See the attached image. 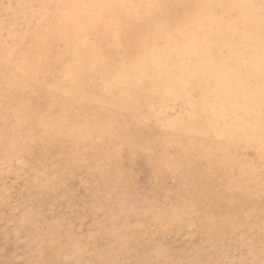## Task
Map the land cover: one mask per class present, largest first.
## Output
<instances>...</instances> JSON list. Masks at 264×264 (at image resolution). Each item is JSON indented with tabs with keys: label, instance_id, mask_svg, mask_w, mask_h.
<instances>
[{
	"label": "bare ground",
	"instance_id": "obj_1",
	"mask_svg": "<svg viewBox=\"0 0 264 264\" xmlns=\"http://www.w3.org/2000/svg\"><path fill=\"white\" fill-rule=\"evenodd\" d=\"M131 1L42 0V3L133 4L129 3ZM136 2V5L181 3L196 5L236 3L241 0ZM33 4L25 2L24 13L14 23V25L19 23L24 33L19 35L12 33L8 38L4 35L7 42L3 46L0 44V85L6 83L11 94L5 101H0V126L4 122L5 112L9 110L8 106H15L12 115L16 129V134L9 140L13 147L10 148L9 154H2L4 157L16 155L21 158V153L31 152L32 144L40 141L41 149L49 145L60 149L63 160L68 161L67 157L70 156L80 162L84 160L80 155V148L83 145L87 156L92 159L93 168L100 170L101 164L106 166L100 182L92 183L94 187L97 188L102 183L109 200L113 198L114 190L121 189L124 192L128 190L127 197H120V204L127 202L137 204L147 197L148 193L153 192V184L157 181L158 186V180L161 182L162 176L158 175L159 168L155 160L149 161L143 152L136 154L130 148H123L128 142L127 127L122 125L119 119L111 121L110 114L116 110L120 111L118 101L126 94L120 91L124 85L150 77L153 87L136 94L135 104L131 109L133 113L141 115L147 113L150 122L138 132L134 126L133 132L136 135L133 139L145 147L156 148L164 159L176 162L172 171L165 169L164 172L167 178L175 180L177 190L180 189L182 192L177 195V199L182 200L180 208H187V167L190 168L191 161L197 160L201 169L208 174H217L215 193L199 197L201 210L209 206L236 211L244 210L248 206L249 213L259 206H263L264 209L262 200L264 196L259 191L262 182L261 170L264 168L259 138L238 132L239 125L235 116L229 118V113H235L238 109L225 103L228 92L233 91V86L238 88L241 81L248 79L250 73L247 65L252 59L256 41L244 34L243 25L239 33L233 35L232 30L209 9L193 7L185 11L172 7L144 8L140 10L142 14L158 17L162 23L159 28L154 27L151 33L145 30V38L133 59L125 54L126 33H122L117 41L114 36L101 32L93 34L91 43L85 42L78 28L77 18L83 21L89 10H72L73 19L66 25H60L43 20L31 7ZM34 12L36 15L31 14ZM43 15L46 16L47 13ZM30 33L33 34L32 41L28 38ZM53 69L56 71L53 72ZM218 79L229 87L217 89L214 81ZM2 97L0 90V98ZM243 102L241 89V104ZM181 104L184 105L183 108ZM178 107L181 109H177ZM111 108L116 110L112 111ZM84 109L86 110L83 111ZM101 114L108 116L115 127L108 138V143L104 145L93 143V136L101 123L98 119ZM42 119L47 121L49 126L44 130V134L38 135L34 129L40 128ZM152 129L155 130V134ZM2 142L0 139V143ZM117 144L122 146V156L115 150ZM247 151L253 152L257 159L250 160L246 156ZM40 154L44 156L43 152ZM22 162L23 159L20 163ZM152 168L157 171H153ZM41 170L44 168L41 167ZM147 172L149 176L144 181L142 177L147 176ZM42 174L45 175L43 172ZM128 181L134 183L129 186ZM142 182L144 187H139ZM229 186L238 194L220 198V188ZM218 201H222V206ZM259 213L262 214L261 211ZM157 215L154 213L152 218L160 219L161 216ZM185 215H187L185 212L177 215L171 211L166 217L181 223ZM207 217L203 222L208 220ZM247 223L253 225V220ZM165 224H170L169 220ZM258 230L255 229L253 232L259 234ZM254 238L257 240L259 237L257 235ZM236 240L237 237H234L233 241ZM246 248L249 253L255 250L252 239H247ZM156 256L162 258L161 253Z\"/></svg>",
	"mask_w": 264,
	"mask_h": 264
},
{
	"label": "rangeland",
	"instance_id": "obj_2",
	"mask_svg": "<svg viewBox=\"0 0 264 264\" xmlns=\"http://www.w3.org/2000/svg\"><path fill=\"white\" fill-rule=\"evenodd\" d=\"M134 1L129 3L137 4V0ZM23 2L41 4L42 0H0L1 46L7 42V38L12 33L15 35L24 33L19 23L14 25L25 11ZM31 14L36 15L35 12ZM4 35H7V38ZM32 35L30 33L28 36L31 38L30 41L33 40ZM0 90L3 96L0 98L1 102L11 96L6 83L0 85ZM181 105L180 107L183 108L184 105ZM14 107L8 106L9 110L5 112L4 122L0 126V130L3 131H0V139L3 141L0 144L4 146L2 148L0 145V264H42V262L60 264L61 261L68 259L87 264L89 261L107 259L131 262L149 258L174 259L179 262L229 256H232L230 258L232 260L233 257L234 260H241L250 254L246 248L247 239H252L258 255L261 238L264 236L263 206L258 205L259 207L250 210V213L248 206L240 211L221 210L210 206L201 210L199 197L208 196L211 192L215 193L217 174H208L201 169L197 160L191 161L190 168L187 167V209L194 211L187 212L181 223L171 221L166 216L172 211L173 202L180 206L182 200L177 199V195L182 192L180 189L177 190L175 180L165 176L166 172L161 175V182L158 180V186L155 181L152 186L153 192L148 193L147 197L137 204L127 202L121 205L119 199L127 197L128 190L126 192L121 189L114 190L113 198L109 200L102 183L95 188L93 184L100 182L106 166L101 164L100 170L93 168L92 159L87 156L83 145L80 148V155L84 160L80 162L70 156L67 157L68 161L63 160L58 148L48 145L41 149L40 141L32 144L31 152L21 153L22 163H20L22 159L16 155L4 157L2 154H9L10 148L13 147L9 144V140L16 134L15 119L12 115ZM180 107L177 109H181ZM111 110L116 109L111 108ZM3 126L6 128H2ZM152 131L155 134V130ZM42 152L43 162L40 163ZM246 156L250 160L257 159L251 151H247ZM69 160L72 161L71 164ZM41 167L44 170H41ZM152 170L157 171L153 168ZM88 171L90 174L87 173ZM148 176L147 172V176L144 175L142 180L146 181ZM33 181L39 182L42 187ZM128 184L130 186L132 183L128 181ZM261 184L259 191L264 196V178ZM32 187L36 188L32 189ZM139 187H144V182ZM232 194L238 193L231 186L220 188V198ZM218 204L222 206V201H218ZM260 211L262 214L259 213ZM154 213L161 216L160 219L152 218V222L145 225L144 217L149 214L153 217ZM206 215H209V218ZM228 216L231 218L229 219ZM66 217L69 221L67 226L63 223ZM205 217L210 221L203 222ZM168 220L170 224L164 225ZM250 220H253V225L246 224ZM229 222H232L231 225ZM255 229H260L263 233L258 230L259 234H255L253 232ZM257 235L259 238L255 240L254 237ZM234 237H237L235 242ZM22 240L24 241L21 242ZM152 240L163 242L162 258L150 255L146 250Z\"/></svg>",
	"mask_w": 264,
	"mask_h": 264
},
{
	"label": "snow or ice",
	"instance_id": "obj_3",
	"mask_svg": "<svg viewBox=\"0 0 264 264\" xmlns=\"http://www.w3.org/2000/svg\"><path fill=\"white\" fill-rule=\"evenodd\" d=\"M31 7L36 11V14L41 15V18L52 24L66 25L69 20H72V10L87 9L89 12L86 18L81 21L77 18V25L82 33V38L86 43L92 42L93 34H109L119 41L121 34L126 33L127 50L126 55L135 59L136 51L145 38V30L149 33L153 28H159L162 21L158 17H152L142 14L141 9H160L172 7L177 10L184 9L185 11L195 7L197 9L212 10L217 18L229 29L232 30L233 35H237L241 26L243 25L244 34L256 41L255 49L252 52V59L248 63L250 68L249 77L246 81H241L240 86L236 88L233 86V91L228 92L225 97V103L230 104L233 108H237L235 113H229V118L234 115L238 122V132L243 135L257 136L261 145V158L264 160V0H241L236 3H216V4H175V5H161V4H125V3H93V4H73V3H41L33 4ZM229 10V11H226ZM47 13L46 16L43 14ZM90 17V18H87ZM107 55V53H105ZM53 72L56 69L52 70ZM150 77H145L139 82L126 84L120 91L126 93L118 105L120 111L111 113V121L120 120L122 125H125L128 130V142L123 145V148H130L136 154L143 152L149 161L155 160L159 168L158 175H162L167 171H172L176 162L174 160L164 159L160 152L154 147H145L139 141L133 139L136 133L133 132V127H144L150 122L147 113L141 115L140 113H133L132 106L135 104L136 94L149 90L153 85L150 83ZM47 84V81H45ZM217 89L224 87L227 89V84H222L221 80L214 81ZM195 86L194 84L192 85ZM241 89L243 95V103L241 104ZM101 121L97 132L93 136V143L104 145L108 143L109 136L115 130L114 123L109 120L108 116L101 114L98 116ZM131 121V122H130ZM48 123L45 120L40 121V128L34 129L38 135L44 134V130L48 128ZM115 150L121 156L123 155L122 146L115 145ZM43 162V155L40 157ZM118 162V161H117ZM72 161L69 160V164ZM262 178H264V168L261 170ZM134 181H130V184ZM264 200V197H262ZM134 207V205H133ZM172 211L177 215L180 212H192L194 209H181L178 204L173 202ZM175 219V216H173ZM28 222L27 219L25 221ZM152 222L151 214L144 217L143 223L145 225ZM67 226L69 223L66 217L63 221ZM150 255H159L164 251L163 242L160 240H152L148 249ZM43 264V262H42ZM60 264H84L82 261L75 259H68L61 261ZM87 264H264V236L261 238L259 253L253 249L247 258L241 260H232L225 258H211L200 259L193 261H176L174 259H139L134 261L125 260H99L89 261Z\"/></svg>",
	"mask_w": 264,
	"mask_h": 264
}]
</instances>
